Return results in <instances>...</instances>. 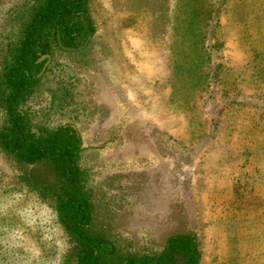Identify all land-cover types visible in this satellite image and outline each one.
Instances as JSON below:
<instances>
[{
    "label": "rangeland",
    "instance_id": "1",
    "mask_svg": "<svg viewBox=\"0 0 264 264\" xmlns=\"http://www.w3.org/2000/svg\"><path fill=\"white\" fill-rule=\"evenodd\" d=\"M87 2L95 37L50 56L29 106L79 132L100 215L132 248L189 231L201 264H264V0ZM17 4L0 0V47ZM19 173L0 150V264H64L53 209Z\"/></svg>",
    "mask_w": 264,
    "mask_h": 264
},
{
    "label": "trees",
    "instance_id": "2",
    "mask_svg": "<svg viewBox=\"0 0 264 264\" xmlns=\"http://www.w3.org/2000/svg\"><path fill=\"white\" fill-rule=\"evenodd\" d=\"M11 13L16 32L0 47V150L19 169L20 182L52 207L67 244L63 263L201 264L199 242L189 231L170 234L159 251L124 242L96 208L91 167L83 161L85 147L75 126L49 125L29 106L49 71L58 69L47 65L39 75L46 59L38 58H52L55 51L82 54L95 37L87 0H18ZM87 39L78 50L60 47L76 49ZM105 63L100 59L91 67L100 70ZM59 69L75 80L68 65Z\"/></svg>",
    "mask_w": 264,
    "mask_h": 264
},
{
    "label": "water",
    "instance_id": "3",
    "mask_svg": "<svg viewBox=\"0 0 264 264\" xmlns=\"http://www.w3.org/2000/svg\"><path fill=\"white\" fill-rule=\"evenodd\" d=\"M58 38V37H57ZM88 39L84 42L83 45H80L79 47H77L76 49L75 48H70V47H64L62 45H60L61 49L64 50V51H74V50H78V49H81L84 47V45L87 43ZM42 59H46L44 64H43V67L39 73V75L45 70L46 66L48 65V63L50 62V55L49 54H43L41 55L38 60H42Z\"/></svg>",
    "mask_w": 264,
    "mask_h": 264
}]
</instances>
